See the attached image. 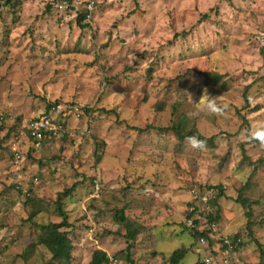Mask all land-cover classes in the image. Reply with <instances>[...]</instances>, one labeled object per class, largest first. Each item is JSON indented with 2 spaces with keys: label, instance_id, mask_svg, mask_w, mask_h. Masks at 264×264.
<instances>
[{
  "label": "rangeland",
  "instance_id": "rangeland-1",
  "mask_svg": "<svg viewBox=\"0 0 264 264\" xmlns=\"http://www.w3.org/2000/svg\"><path fill=\"white\" fill-rule=\"evenodd\" d=\"M76 1L72 18L53 0H0V264H90L96 251L171 264L179 249L201 264L210 217L213 236L241 240L230 264H264V146L244 135L264 120V0ZM205 88L223 116L196 113ZM52 104L82 115L35 149L27 125ZM180 122L205 149L178 139ZM194 187L214 202L195 203ZM60 209L69 263L41 243Z\"/></svg>",
  "mask_w": 264,
  "mask_h": 264
},
{
  "label": "built area",
  "instance_id": "built-area-1",
  "mask_svg": "<svg viewBox=\"0 0 264 264\" xmlns=\"http://www.w3.org/2000/svg\"><path fill=\"white\" fill-rule=\"evenodd\" d=\"M54 4L63 12H71L72 18L79 17V10L77 8V1L72 0H53ZM95 0L88 4L87 10L91 11L95 5ZM90 16H88L89 18ZM82 115V110L79 105L76 104H54L50 107L48 112H44L37 118H33L27 125V135L30 139L33 148L38 149L46 142H52L66 133V119L68 117L79 118ZM20 155H16V159H20ZM99 190V188H98ZM192 196L194 199H200L203 202H208L214 194L213 189H208L201 193L199 190H193ZM192 228H195L193 223H190ZM209 229L212 230L211 236L214 235L216 230V224H211ZM93 232V230L91 231ZM220 239V238H219ZM221 244H219L213 252L209 249V244L206 239L201 238L199 240V246L205 252L202 256V264H230V258L236 250V246L241 243V240H237L235 244L228 236L221 238ZM215 252V253H214ZM106 264H123L122 260L108 254V260Z\"/></svg>",
  "mask_w": 264,
  "mask_h": 264
},
{
  "label": "trees",
  "instance_id": "trees-1",
  "mask_svg": "<svg viewBox=\"0 0 264 264\" xmlns=\"http://www.w3.org/2000/svg\"><path fill=\"white\" fill-rule=\"evenodd\" d=\"M72 2V0H70ZM87 27V26H84ZM220 76H214L213 79H220ZM54 105V104H52ZM52 105H49V107L47 108L46 112H48V110L50 109V107ZM182 123L180 122V124H176L175 126H173L171 128V130L176 134V136L178 137V139L180 141L185 140V137L187 136H192V135H197L199 137V139L204 140L205 142H208L209 140H206L205 138H203L197 131L195 130H187L185 133H182L184 130V127L181 125ZM170 129V128H169ZM142 131V130H140ZM102 160V156L100 155L98 157V161ZM198 189V188H197ZM210 188L207 189H203L201 188L199 191L200 192H205L206 190H208ZM196 190V188L194 187L192 189ZM223 195V192H220L219 190V194H218V198L219 196ZM222 197V196H221ZM194 198V197H193ZM195 203H202V204H208L207 202H203L200 199H194ZM211 204L214 202V200H212V198L209 201ZM193 205V203L191 204ZM61 211V216L64 217L63 223L59 224V225H52L49 226L46 230L45 235L41 238V243L43 245H46L52 252L53 254V260H60V261H64L69 263L71 261V256H72V243L69 240V238L66 236V234H64V232H60L58 229H60L61 227L64 226H68L67 224V217H66V213L63 212L62 209H60ZM197 210L196 208L191 212V215L196 214ZM119 215V216H118ZM117 217L119 219V222L124 224L127 228V237L128 239H132L134 240L137 235L139 234V230L136 226H134V224L132 222H130L128 220L127 217H125L122 213L121 214H117ZM217 223V218H213L210 217V225L211 224H216ZM195 224H197V221L195 220L194 222V227ZM212 234V230L209 229L207 231H200L196 229L195 235L197 237V241L199 242V240L201 238L206 239L208 244H209V249L213 252V250L219 245L221 244V238L223 236H211ZM229 237V236H228ZM220 238V239H219ZM230 238V237H229ZM235 244H237V240L239 238L235 237V238H230ZM216 242V245H215ZM219 243V244H218ZM215 245V246H214ZM239 246V245H238ZM238 246H236V250L238 248ZM133 248L132 245H129L127 247V251H131ZM215 253V252H214ZM187 255V251L185 249H179L176 252L173 253V255L171 256V264H180L181 261L185 258V256ZM127 259L133 264V262L130 260V257L128 255ZM108 260V254H106L105 252L102 251H96L93 254L92 257V261L90 264H106ZM202 264V263H201Z\"/></svg>",
  "mask_w": 264,
  "mask_h": 264
},
{
  "label": "clouds",
  "instance_id": "clouds-1",
  "mask_svg": "<svg viewBox=\"0 0 264 264\" xmlns=\"http://www.w3.org/2000/svg\"><path fill=\"white\" fill-rule=\"evenodd\" d=\"M196 113H205L209 116L221 117L229 109L230 105L227 102L221 100V97H212L208 94L207 89H204V94L202 95L199 103H195ZM246 140H256L260 143L261 146H264V120H256L252 123L249 130L245 132ZM185 141L193 148L205 149L206 142L199 139L197 135L185 137Z\"/></svg>",
  "mask_w": 264,
  "mask_h": 264
}]
</instances>
